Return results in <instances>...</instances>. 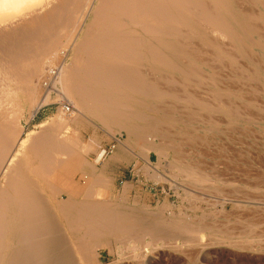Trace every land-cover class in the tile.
<instances>
[{
  "label": "bare ground",
  "instance_id": "bare-ground-1",
  "mask_svg": "<svg viewBox=\"0 0 264 264\" xmlns=\"http://www.w3.org/2000/svg\"><path fill=\"white\" fill-rule=\"evenodd\" d=\"M239 59L256 67L245 71L237 64ZM223 61L231 68L242 67L241 81L256 82L264 74V0H0V264H90L94 252L103 247L118 250V260L111 264H155L150 259L160 248L187 257L191 261L187 264L202 259L204 231L217 230L163 201L155 211L140 208V197L129 198L128 182L113 193L89 160L95 137L84 141L74 126L93 125L113 134L117 128L126 135L124 141L121 134L112 136L120 150L134 153L130 145L141 144L159 153L171 148L181 156L177 142L161 145V150L153 143L155 137L164 140L167 126L180 122L178 133L188 140L187 129L199 120L217 133L221 128L217 114L229 125L244 120L237 102L233 107L221 98L243 94L247 100L254 90H242L245 84L235 88L238 82L230 86L235 92L220 85L215 73ZM161 81L172 84L171 89L165 90L168 86ZM50 105H57L50 121L27 131ZM176 109L184 113L182 120L176 118ZM104 154L99 150L94 160ZM186 160L184 165L176 163L181 174L171 175L186 185L181 201L189 207L196 199L190 191L204 188L213 194L222 178L210 177L212 173L199 171L190 158ZM150 163L145 154L141 170L148 178L166 181L170 174H156ZM253 214L248 215L251 220L246 218L252 222L245 228L250 235L258 223ZM192 251L195 257L189 258Z\"/></svg>",
  "mask_w": 264,
  "mask_h": 264
},
{
  "label": "rangeland",
  "instance_id": "rangeland-1",
  "mask_svg": "<svg viewBox=\"0 0 264 264\" xmlns=\"http://www.w3.org/2000/svg\"><path fill=\"white\" fill-rule=\"evenodd\" d=\"M254 52H256L255 56L260 55L258 50H255ZM258 56H256V58H258ZM226 62L227 61H223L222 65H221L222 68L220 67L217 70V72L215 73V75H217V78L219 79L220 85L222 84L223 87L225 86L224 88L233 89V91H234V90H236L235 88H238L237 86H241V84L242 85L245 84L244 86H242V88L241 87H239V88H241L244 91L254 90V91L250 92V95L248 93L247 97H249V99L247 98V100L245 99L246 96H244L243 94H242L243 98H242V95H240V96L230 95L229 98L231 101L229 100L228 97H223V99L221 98V100L222 101L224 100L223 102H225V103H227V100H228V102L230 104L234 105L233 107H237L239 105L237 107V108H239L238 114L240 115V112H241L242 115H240V116L243 117L244 120L240 121V123L235 122L234 125H231V124L229 125L225 119H220V116H222V115H220V114L215 115L214 114L215 116H219V118L217 120L219 122L218 127H221V128H219L220 133H217V129H214L213 127H211V125L209 126L206 123H204L203 121L199 120L200 121V122L198 121L199 124H197V123L194 124L195 125L194 128H191V130L187 129V131H186L187 133L191 134L189 136L190 137L189 139L191 142L189 141V139L186 140L184 138L185 136L180 135L178 133V132H180V133L182 132L181 131L182 125L179 124L180 122H178L174 125H170V126H167L165 124V126H167L169 128V129H167L168 133H167L166 137L164 138V140L160 139V137H158V138L155 137L156 140L154 139L153 143L157 144L158 149H160L161 145H165V146H167L169 144L174 145L173 142H177V143H179V147L181 149V153H182L181 156L179 154L175 153V151L171 148H168L167 150L159 153V151H157V149H156V151L152 150V149H154V147L145 148V146L143 147V146H141V144L130 145V148H131V150L134 151V153H132L126 149L120 150V148H121L120 145L116 144V142L113 140L112 136L119 137V134H121V136H122L121 140L124 141L126 139V135H125V133H122V131L118 130L117 128L114 129L115 131L113 134V132H111L110 130H101V128L96 129L93 125L88 126V128H87V126H82V124L76 123L75 124L76 126H74V127L76 128V130H78L79 133L82 134L84 141L88 140L89 137H95L94 140L96 142H95V144L92 145V149H94L92 152L93 154L91 153V156H89L90 157L89 160L90 161L93 160L91 163L95 164L96 169L98 171H100L102 174H104L105 178L108 180V187L110 188V190H112L113 193L119 192L123 186V183L128 182V184L132 185V188H130L131 190L129 193V198L132 200L134 197H136V195L138 197H140L139 199H141V200H139V202L137 204L140 208H141V206H145V207L148 206L147 207L148 210L152 209V211H155L158 204L160 205L163 202H166L170 205H173L176 208L177 207L178 208L180 207L179 209L182 208L181 210L188 212V215H190L191 217L196 216V219L199 218V220H202L203 222H201V223L203 225L213 226L217 230V233H213L210 231L209 232L204 231V236H205V240H206L205 241V244H206L205 249L207 248V250L209 252L207 250L205 251V249H204V251L202 252V256H203L202 259H198V261H197L198 263L196 262V264H214V263L215 264H264V222H263V220H264V184H263L264 183V180H263L264 179V92H263L264 91V88H263V86H264V74L260 73V75H259L260 78L258 79V81H256V82L255 81H247V79H246V82H247L246 83L243 79H242L243 81H241V78H243V77H240L241 73L243 72L244 69H245V71H247V70L251 71V68L256 67V66L252 63H248V62H245L244 60L239 59L237 64H239V62H240L242 65L241 64H239V65H241L243 67L245 66V67L242 68L239 65H236V68L235 67L231 68L229 66H226L227 65ZM248 65H249V67H248ZM241 68L243 70H241ZM222 69L223 70L226 69L227 71L226 70L221 71ZM235 69L239 72H237ZM205 72L209 74L210 71H208L206 69ZM226 72H228V73H226ZM224 73H226V75ZM238 73L240 75H238ZM220 74L223 76H220ZM228 75L230 76V78H233V79L231 80ZM235 78H237L238 80ZM234 79H235V81H234ZM221 81L224 83H222ZM235 82L236 83L238 82V83L235 84ZM249 82H250V84H249ZM164 83H165V85L167 84V86L168 85L170 87L172 86V84H169L166 81H161L162 85H164ZM233 83L235 84V86ZM246 84H248V86L250 85L249 86L250 88ZM231 85L234 86L235 88L230 87ZM169 86L168 87L165 86L163 88L165 90L168 89V91H169L171 89ZM173 88L177 89L176 87H173ZM247 88H249V89H247ZM255 89H256V91L258 90V93L261 96L257 92H255ZM190 90H191V87L189 88L188 91H189V93H192V90L191 91ZM237 90H239V89H237ZM193 92H197V91H193ZM193 95H195V94H193ZM226 98H227V100H226ZM248 100H249V102H248ZM242 101H244V103ZM173 102H176V101H173ZM236 102L238 104H236ZM239 103L244 106V107L242 106L243 108H245V105L248 106V107H246L247 109L246 108L243 109ZM246 103H248V104H246ZM255 103H256V105H255ZM235 104L237 106H235ZM250 107L252 110L250 109ZM56 108H57V105L45 106L40 111L38 116L36 118H34L32 120V122L29 123V125L26 127V130L32 131L34 129V127H36L39 123H41L43 121H46V122L50 121L53 114L56 112ZM260 108H262V109H260ZM261 110H263V111H261ZM245 112L247 115H245ZM201 114L203 116H206L205 113L202 111H201ZM175 115H176V118L180 117L179 120H182L183 119L182 117H184V113L179 112V111L177 112V109L175 111ZM251 115H253V116H251ZM252 117H254V118H252ZM201 122H202V124H200ZM78 127H79V129H78ZM89 127H91V128H89ZM167 127H165V128H167ZM207 127H208V129H206ZM86 128L90 132H88V130ZM161 128L163 129L164 126H162ZM198 128H200V130H198ZM222 128L225 131L222 130ZM227 128L230 130H228ZM81 129H82V131H81ZM232 129H233V132H232ZM169 131H171L173 133H171ZM227 132H229V133H227ZM249 132H251V133H249ZM88 134H90L91 136ZM205 134H207V135H205ZM192 135H194L193 136L194 139L197 138L196 141L191 140ZM208 135H210V136H208ZM196 136H198V137H196ZM212 136H213V138H212ZM228 137H229V139H228ZM258 137H260V138H258ZM144 140H145V138H144ZM202 140H204V141H202ZM158 141H160L161 144L158 143ZM209 142L211 143L210 145H209ZM200 144H201V146H200ZM232 149H233V151H232ZM99 150H104L105 154L100 160L95 161L94 159L96 158V154L99 152ZM235 150H236V152H235ZM200 151H202V153ZM135 153L137 154V156L135 155ZM213 153L215 154V156H213L214 155ZM243 153H244V155H243ZM145 154H146V156H148V158H150V161L152 162L153 166L155 165L154 168H156V171L158 172L157 173L155 171L156 174L161 175L160 173H163L166 176H168L170 174L166 178V181H154L150 177L148 178L149 174L145 172V169L141 170L142 166H143V157L145 156ZM188 154H190V156ZM164 155H165V157H164ZM228 155H229V157H228ZM241 155H242V157H241ZM245 155H246V157H245ZM184 156H185V158H184ZM209 156H210V159L208 158ZM187 157L190 158L191 161H193V162H191L192 164L197 165L199 171L204 170L206 173H210V175H211V173L213 174V176H210V177L214 178L216 176V178H218V179L219 178L223 179V180L222 179L220 180V183H221V184H219V187H220L219 190L220 191L218 190L217 192H213L214 196H213V194H211V191L204 190V188H203V190H202V188L200 190V191H202V193L199 191L200 188L197 189L198 192L190 191V193H192L196 199H193V203H192V201L190 202L189 207H188V205H186V203H183L181 201L182 195H183L182 190H183V187L186 185H184L180 179L172 178L173 175H171V173L174 174L173 171H175L178 174H181V171L178 169L176 163H181L184 165V163H186V161H188V160H186ZM141 158H142V160H141ZM212 158L214 161L211 160ZM239 158H240V160L242 159L241 162H240ZM174 159H175V162H174ZM230 160H232L233 162ZM257 160H259V161H257ZM202 161H204V163ZM96 162H98L99 164H97ZM156 163H157V165H156ZM233 163H235L237 165H235V164L233 165ZM169 164H171V165H169ZM172 164L176 167H173ZM229 164L230 165L232 164V166H230ZM238 164H240V165L245 164V166L243 165L240 167V165H238ZM168 165L171 166V168H173V169L168 167ZM202 165H205V166L202 167ZM212 165H214V166L212 167ZM208 166H210L211 168L209 169ZM234 166H235V168L231 169V167H234ZM236 166H238V167H236ZM217 167H219V168H217ZM214 168L218 169L217 172L215 171ZM100 169H103V170H100ZM258 170H259V173H258ZM249 171L251 172V175L247 174V173H250ZM243 172H245V174ZM133 173H135V174H133ZM142 173H143V175H142ZM218 173L221 177L218 176ZM247 175H248V177H247ZM256 175H258V176H256ZM225 179H227V180H225ZM228 179L231 181H229ZM252 179L254 180V182L252 181ZM256 181L259 184L255 183ZM169 182H171V184ZM228 182H230V183L232 182L233 184L229 185ZM109 184H111V185H109ZM174 185H176L177 189H174L175 188ZM239 186L242 188H240ZM252 186H256V187H252ZM241 189H242V191H241ZM172 190H173V192L171 193ZM221 191H223V192H221ZM229 191H230V193H229ZM234 193H236V194H234ZM204 194H209L210 196H206ZM211 196H213L214 198L213 197H212L213 199L210 198ZM224 199H228V200H224ZM217 200L220 203L219 202L216 203ZM141 201H143V204L141 203ZM194 201H195V203H194ZM221 201H225L224 206L221 205ZM209 203H210V205H208ZM215 203H216V205H215ZM238 206H240L241 208H239ZM191 207H192V209H190ZM237 207L239 209H237ZM250 207L251 208L253 207V208L250 209ZM233 209H235V210H233ZM177 210L178 209H174L173 211L175 212ZM209 210H211V211L209 212ZM238 210H240V211H238ZM235 211H237V212H235ZM245 211H248V212H245ZM252 211L254 214L252 213ZM202 212H204L205 217L202 216V218H201V215H203ZM234 213H236V214H234ZM245 213L246 214L249 213V214L246 215ZM164 214L167 216L166 211L164 212ZM252 214L255 215L257 218V219L253 218V220L255 219L254 221H258V223L253 222V223H257L256 224L257 230L255 229L254 235H250L247 233V231H245L247 224L252 223V222L247 223V221L249 219L251 220V218H249V217H250V215L252 217ZM248 215H249V217H248ZM219 216H221V217H219ZM235 216H237V217H235ZM243 216L245 218H243ZM210 217H212V218H210ZM246 218H247V221H246ZM233 220H235V221H233ZM238 220H239V222H238ZM204 222H206V224ZM191 223L195 224L196 222H191ZM220 224H221V226H220ZM240 224H243L242 228L240 227L241 226ZM233 229H234V231L232 233H229V231H232ZM235 231H236V233H235ZM244 232H246L247 234H245ZM228 234H230V235H228ZM232 234H233V236H231ZM236 235H238V236H236ZM255 235H256V237H255ZM245 241H247V242H245ZM101 242H103V241H101ZM209 244H210V246H208ZM239 247H241V248H239ZM242 247H244L246 249H243ZM255 247H257V248H255ZM94 254H95V257L91 259L90 264H98L97 261L101 262L102 264H111V263L117 261L118 256H119L117 249L116 250H114V249L110 250L107 247L99 248L98 250H96L94 252ZM194 254H196V253L192 251L189 254V255H191V256H189V258L193 257ZM208 254L210 256H208ZM152 255L153 256H152V259H150V261H151V263H155V264H157V262L163 263V264H178V263L187 264V261L189 263H191V261L188 260L187 257L184 258L183 255H180L179 253L171 251L167 248L166 249L160 248V249L156 250L155 252H153ZM150 257H151V255H150ZM178 257H179V259L176 260V258H178ZM204 257L206 258L205 260L203 259ZM171 258H174L175 261H173L174 259H171ZM209 258L214 259V261H212Z\"/></svg>",
  "mask_w": 264,
  "mask_h": 264
},
{
  "label": "built area",
  "instance_id": "built-area-1",
  "mask_svg": "<svg viewBox=\"0 0 264 264\" xmlns=\"http://www.w3.org/2000/svg\"><path fill=\"white\" fill-rule=\"evenodd\" d=\"M150 165L152 166V167H151V171H156V169L153 168L154 166H153L152 162L150 163ZM156 172H157V171H156Z\"/></svg>",
  "mask_w": 264,
  "mask_h": 264
}]
</instances>
